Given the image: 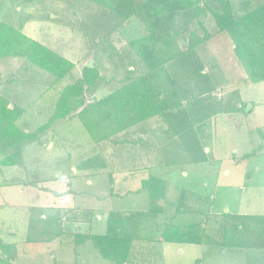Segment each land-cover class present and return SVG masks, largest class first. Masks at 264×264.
Masks as SVG:
<instances>
[{"label":"rangeland","instance_id":"1","mask_svg":"<svg viewBox=\"0 0 264 264\" xmlns=\"http://www.w3.org/2000/svg\"><path fill=\"white\" fill-rule=\"evenodd\" d=\"M67 4L66 0H0V23L21 27L24 35L76 64L72 74L58 81L49 72L14 56L0 59V98L10 102V108H26L25 113L29 109L18 124L20 130L34 132L46 124L62 91L93 59L86 58L93 40L87 33L92 26L87 30L79 27L89 24L92 10L78 11L61 23L41 19L44 15L57 18L60 8L66 9ZM31 16L34 20H28ZM134 22L129 24V32L126 27L119 30L121 34L126 30L131 37L140 36L143 28ZM111 28V24L104 26L105 31ZM120 36L117 31L112 38ZM204 52L213 58L211 67L216 72L201 73L195 65L175 64L167 67L166 77H157L165 92L178 89L172 101L182 102L184 109L178 117L167 113V122L162 120L166 124L153 122L156 130L142 133L145 144L136 147L138 133H133L136 135L130 134L112 148L111 143L99 145L79 118L59 124L53 132L18 151L16 145L0 142V159L11 156L15 162L0 164V181L9 173L16 178L13 186H0V238L15 246V264H113L102 257L93 241L74 243L75 234L66 230V222L61 223L57 210L61 205L73 206L68 214L79 209L89 218L86 224L91 227L86 226L88 233L84 234L106 233L110 218L121 217L125 226L123 213H132L133 242L126 264H197V260L199 264H264V251L242 252L220 246L226 214L264 215V81L245 80L228 33L218 34ZM125 56L128 58L129 53ZM116 69L104 72L109 83H103L97 98L123 84L126 69ZM169 78L175 84L166 82ZM200 119L202 126L194 127L192 121ZM191 157L197 162L189 163ZM143 163L150 166L148 174L138 168ZM87 170L90 175L80 174ZM73 171L76 174L69 179ZM150 175L162 180V192L152 195L140 190L142 180ZM61 177L71 184L69 193ZM191 193L213 197V205L201 207L202 213H208L206 219L197 212ZM99 216L103 223L96 228ZM164 216L173 228L203 224L205 235L195 236L202 244L165 245L159 239L168 225L157 228ZM33 226L46 231V240L27 241ZM124 226L122 235H126Z\"/></svg>","mask_w":264,"mask_h":264},{"label":"trees","instance_id":"2","mask_svg":"<svg viewBox=\"0 0 264 264\" xmlns=\"http://www.w3.org/2000/svg\"><path fill=\"white\" fill-rule=\"evenodd\" d=\"M66 1V9L60 8L57 18L51 19L50 15H44L41 19L61 23L68 21L78 11L92 10L94 14L89 16V24L84 23L79 27L87 30L88 26H92L87 33L89 39L93 40L86 58L93 57V67L83 66L80 77L62 91L49 121L34 132L27 133L16 126L26 108L16 110L14 105L10 108V102L0 98V142L8 141L16 145L17 151L38 141L42 135L53 132L59 124L71 118H79L96 143L110 140L114 145L120 144L130 134L132 137L133 133L146 132L152 119H159L166 124V114L178 117L184 105L182 102L172 101L179 93L178 89L165 92L164 88L159 87L157 77H166L167 67L175 64L195 65L201 73L205 70L208 74L216 72L211 67L213 58L206 55L204 50L220 33L229 34L234 54L246 74L245 80L252 83L264 81V0ZM69 1H74L73 5ZM34 18L31 16L28 20ZM132 21H135L134 24L138 21L143 28L138 37L127 35L126 30L122 34L120 32L125 27L129 32L128 26ZM109 24L112 28L105 31L104 26ZM134 30L137 31V28ZM117 31L121 36L114 40L112 35ZM126 53H129V59L126 58ZM11 56L49 72L58 81L76 69L75 63L24 35L21 27L1 22L0 59ZM122 66L126 69L123 84L114 92L97 98V92L105 83L104 72L112 67L118 69ZM171 81L169 78L166 82ZM88 101L90 102L87 103ZM210 117L207 116V119ZM192 122L194 127L202 126L201 119ZM137 137L134 143L136 147L138 143L145 144L139 135ZM260 149L261 147L257 152ZM255 154L256 151L251 155ZM195 161L191 157L189 163ZM0 164L13 165L15 162L10 156L2 159ZM162 187V180L150 175L142 181L140 190L149 191L153 195L162 192ZM190 196L196 201L197 212L204 216L206 213H202V205H213L215 202L213 197L208 198L201 194L191 193ZM169 221L171 224V220ZM123 226L121 217L110 218L106 233H76L74 243L91 240L105 260L113 264H126L133 238L129 234H121ZM174 228L168 225L159 240L179 245L202 244L200 237L195 240V236L205 235L203 224ZM31 229L27 241H43L39 240V237L44 236L42 227L33 226ZM220 233L223 235L220 245L222 249L264 251V215L226 214ZM15 250L14 245L5 244L0 238V264H15ZM196 262L199 264L200 261Z\"/></svg>","mask_w":264,"mask_h":264},{"label":"crops","instance_id":"3","mask_svg":"<svg viewBox=\"0 0 264 264\" xmlns=\"http://www.w3.org/2000/svg\"><path fill=\"white\" fill-rule=\"evenodd\" d=\"M107 83H109V82H105V84H107ZM28 110L29 109H27V112H28ZM27 112L26 113H24L23 115H25V114H27ZM174 113H176V111H174ZM23 115L17 120V122H16V126H17V128L19 129V127H18V124H19V122L21 121V119H22V117H23ZM153 122H155V124H159V125H162L163 123L162 122H160L159 121V119H152V120H150V122H149V126H148V128H147V130H146V132L147 131H149V130H151V129H153V130H156V127H152V124H153ZM20 130V129H19ZM21 131H24V132H30V131H28V130H26V129H24V130H21ZM136 134H133V136H135ZM138 135L141 137L142 136V133H138ZM141 139H142V142H144V143H146V139H145V136L144 137H141ZM130 142H132L133 140H129ZM108 144V145H110V143L112 144V142L110 141V140H105V141H101L100 143H99V145H103V144ZM50 143L48 142L46 145H45V148L47 149L48 148V145H49ZM139 145H141V144H139L138 143V146ZM112 146H113V144L111 145V148H112ZM54 147V145L51 143V148H53ZM95 149H96V146H95ZM2 159H0V161H1ZM146 162V161H145ZM149 162V159H147V162L146 163H148ZM144 164V163H143ZM138 167V166H137ZM137 167H135V168H137ZM142 167H144V168H142ZM138 168H141V169H139V170H143V171H146V173L148 174V172H147V170L150 168V166H149V164L148 165H146V164H144L143 166H141V167H138ZM152 169V168H151ZM74 171H76V169H74ZM74 171H73V173H74ZM82 173H80V174H83L82 176H84V175H90V171L89 170H87V171H81ZM76 173H74V174H71L70 175V178L69 179H71V178H73L74 177V175H75ZM151 174V173H150ZM3 175V173H1L0 172V177ZM10 175V173L8 174V177H5V178H2V180L0 181V182H2L1 183V185L0 186H13V184H14V182H13V180L14 179H16L14 176H9ZM12 177V178H11ZM21 177L19 176V179H20ZM18 179V180H19ZM61 179L63 180V181H65V191L67 192V193H69V190H71L72 189V187H69L68 185H71L70 183L69 184H67V182H66V180H68L66 177H61ZM146 179V178H145ZM144 180V179H143ZM142 180V181H143ZM20 181V180H19ZM126 181L127 180H124V183H126ZM13 182V183H12ZM18 182V181H17ZM91 183V182H90ZM90 183H88V185L90 184ZM15 186V185H14ZM115 187H116V182H115V185H114ZM2 187H0V189H1ZM68 189V190H67ZM58 211H59V215L62 217V221H61V223L62 222H66V225L67 226H65L66 227V230H68V231H70L71 233H74V234H76V233H88L87 232V227L86 226H88V224H86V223H88L87 222V219H89L88 217H85V216H83V214H82V212L80 211L79 212V209L77 210V209H75L76 211H75V213H73V214H68L69 212H70V210L71 211H73V206L71 207V208H69V207H67V206H60V208H58L57 209ZM140 214V213H139ZM206 214H208V213H206ZM123 216H124V218H125V228H124V234H129L130 235V233H131V227H132V219H133V214L132 213H130V212H127V213H123ZM139 216V215H138ZM168 217L167 216H164L163 218H160V219H162V220H160V222H159V220H157V222L156 223H158V225H157V228H160V229H162V228H164V224H166V225H168V224H170V222H169V219H167ZM167 219V220H166ZM204 219H206V216L204 217ZM91 221H93V220H90V223H91ZM204 221V220H203ZM97 222L99 223L100 222V225L99 224H97L96 225V228L98 227V228H101V224L103 223V220H102V218L99 216L98 217V220H97ZM143 221H140L139 223H142ZM168 222V223H167ZM89 227V229H90V227H91V225L90 226H88ZM103 229V228H102ZM64 230V229H63ZM92 233V232H91ZM95 233H96V231H95ZM41 234V232H39L38 233V235H40ZM46 231L44 230V236H43V238L42 237H39V240L40 239H42L43 241L44 240H46ZM138 241H139V239H138ZM169 244H174V243H166L165 242V245H169ZM176 245H178V246H181V245H179V244H176Z\"/></svg>","mask_w":264,"mask_h":264},{"label":"water","instance_id":"4","mask_svg":"<svg viewBox=\"0 0 264 264\" xmlns=\"http://www.w3.org/2000/svg\"><path fill=\"white\" fill-rule=\"evenodd\" d=\"M87 67H89V68H92L93 67V59H90L88 61ZM11 108H12V106H11Z\"/></svg>","mask_w":264,"mask_h":264}]
</instances>
